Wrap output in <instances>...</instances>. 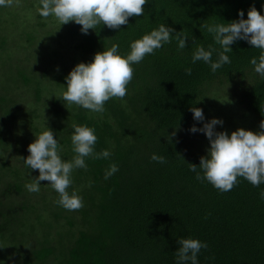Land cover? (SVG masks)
Segmentation results:
<instances>
[{"label": "trees", "instance_id": "obj_1", "mask_svg": "<svg viewBox=\"0 0 264 264\" xmlns=\"http://www.w3.org/2000/svg\"><path fill=\"white\" fill-rule=\"evenodd\" d=\"M252 5L264 15V0H147L144 13L129 17L119 29L101 23L85 35L81 25L70 21L55 32V56L46 55L35 72L20 70V81L0 96V233L32 242L38 237V246L17 245L23 264H176L181 237L207 243L198 254L199 264H264V183L255 187L238 177L233 189L221 192L197 180L188 164L199 166L209 144L208 139L201 142L203 133L188 131L203 123L194 121L190 109H203L206 120L218 117L210 108L220 89L234 107L231 120L238 114L240 128L260 130L264 79L250 63L259 49L236 41L227 53L231 63L215 73L203 61L191 62L198 46L220 49L203 24L239 19L241 9L246 19ZM162 23L183 31L189 37L187 47L178 49L173 39L134 64L125 97L106 101L103 112L59 99L76 64L91 61L114 43L127 54L132 41ZM60 50L72 54L69 65L66 57L54 62L61 59ZM187 67L191 75L185 73ZM23 88L36 104L47 95L39 114L21 103ZM73 124L94 127L96 151L108 149L112 155L89 158L86 169L73 171L69 191L82 197L83 206L69 211L56 203L58 194L48 181H41L36 193L25 188L39 171L27 168L24 158L35 134L49 127L62 146L60 155L70 160ZM153 153L164 156L166 163L151 160ZM113 162L119 170L105 180V169Z\"/></svg>", "mask_w": 264, "mask_h": 264}, {"label": "clouds", "instance_id": "obj_2", "mask_svg": "<svg viewBox=\"0 0 264 264\" xmlns=\"http://www.w3.org/2000/svg\"><path fill=\"white\" fill-rule=\"evenodd\" d=\"M12 3L13 0H0V7L11 6ZM146 3L147 0H40L38 13L42 18L55 16L61 25L75 22L81 25L80 31L86 35L101 23L110 29H119L121 25L129 23V17L142 15ZM238 16L239 19L227 23L203 24L202 27L212 35L220 49L211 45L207 49L203 45L198 46L192 54L191 62L195 64L203 61L215 73L224 64L231 63L227 55L233 50L231 45L243 40L252 48L260 50L259 56L251 58L250 63L254 72L264 79V15L252 5L246 19L242 9ZM188 38L183 31H176L162 23L132 41L127 54H121L119 45L114 43L95 53L91 61L80 62L71 69L65 77L66 90L59 99L65 104H75L92 112H103L106 101L123 98L127 94L126 86L133 79L134 64L140 63L146 55L153 54L173 39L177 42V48L182 50L187 47ZM185 73L191 75V67L185 68ZM190 111L194 121L203 123L202 127L193 124L188 131L193 134L203 133L210 144L207 154L200 157L199 166L188 163L197 180H206L221 192L233 189L238 183V177H243L255 187L264 183V120L260 121L259 131L241 127L229 134L227 130H216L217 125L223 126L221 118L206 120L203 109L199 107H192ZM72 129L70 139L74 155L70 160L60 155L62 146L49 127L35 134V140L28 145L29 155L24 158L27 168L39 171V175L33 177L25 188L36 193L40 191L41 181H48L58 194L56 203L69 211L83 206L82 197L75 190L69 191L73 171L86 169V160L89 158L109 159L112 155L108 149L96 151L98 136L94 127L73 124ZM175 135L173 131L168 138L171 140ZM150 159L166 163V158L156 153ZM118 170L115 162L110 163L105 169L104 179L108 180ZM260 195L264 198V191ZM177 243L179 247L174 253L176 264H199L198 254L208 246L206 242L192 237L178 238Z\"/></svg>", "mask_w": 264, "mask_h": 264}, {"label": "rangeland", "instance_id": "obj_3", "mask_svg": "<svg viewBox=\"0 0 264 264\" xmlns=\"http://www.w3.org/2000/svg\"><path fill=\"white\" fill-rule=\"evenodd\" d=\"M39 7L40 0H13L11 6L0 7V96L6 95L7 92H10V87L13 88L20 81V70H28L29 73L31 70L35 72L34 69L39 66V62L43 61L46 55L55 56L57 53L54 52L58 48L55 32H58L62 25L55 16L42 18L38 13ZM49 44H53V47H48ZM64 51L60 50L61 59H56L54 62L60 64L65 61L66 57V61L69 62L66 65L70 64L72 54H65ZM44 84L46 90H48L50 87L48 81H44ZM221 90L214 95V104H212L210 112L219 113L218 118H221L224 123L223 126H217L221 127L222 131L227 130L231 134L232 131L240 128L242 120L236 118L238 114L233 116V120H231L230 115L233 114L234 107L228 103V98L224 96L225 93ZM23 91L24 93L21 91L23 94L21 103L33 108L39 114L42 102L45 103L48 99L47 95L42 97L41 101L36 104L27 95L29 89L23 88ZM38 120L34 121L35 124L37 122L39 124L40 120ZM15 134L18 135V131ZM201 140L202 143H207V138ZM208 147H210V144L206 145V148ZM10 153L17 155L16 150ZM10 153H4V155L7 156ZM32 243L38 246V237H34L32 242V238H29L28 241L19 236L12 239L9 232L7 234L0 233V264H23L25 256L22 251H19L18 247L20 246V249H22L21 247L27 248Z\"/></svg>", "mask_w": 264, "mask_h": 264}]
</instances>
